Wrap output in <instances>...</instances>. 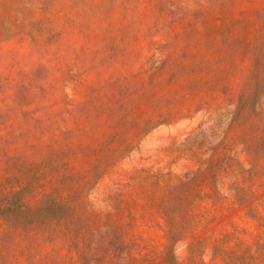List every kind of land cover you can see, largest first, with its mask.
<instances>
[{
    "label": "rangeland",
    "instance_id": "rangeland-1",
    "mask_svg": "<svg viewBox=\"0 0 264 264\" xmlns=\"http://www.w3.org/2000/svg\"><path fill=\"white\" fill-rule=\"evenodd\" d=\"M0 264H264V0H0Z\"/></svg>",
    "mask_w": 264,
    "mask_h": 264
}]
</instances>
